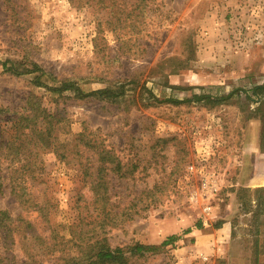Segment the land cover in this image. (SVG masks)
Wrapping results in <instances>:
<instances>
[{"label": "rangeland", "instance_id": "1", "mask_svg": "<svg viewBox=\"0 0 264 264\" xmlns=\"http://www.w3.org/2000/svg\"><path fill=\"white\" fill-rule=\"evenodd\" d=\"M115 2L121 32L77 0H0L4 116L52 115L35 204L0 180L31 224L13 264H264V0Z\"/></svg>", "mask_w": 264, "mask_h": 264}, {"label": "trees", "instance_id": "2", "mask_svg": "<svg viewBox=\"0 0 264 264\" xmlns=\"http://www.w3.org/2000/svg\"><path fill=\"white\" fill-rule=\"evenodd\" d=\"M70 2L74 0H69ZM85 5L95 7V12L100 13L103 16V24L113 25L110 31H115V27L118 26V31L124 30L123 23L126 22L127 17L130 15L125 14L124 8L116 5L115 0H77ZM135 3L131 7V12H134L140 8L142 0H134ZM8 3V2H7ZM112 14V15H111ZM137 15V14H136ZM135 15V17H136ZM111 18V19H110ZM113 20V22H111ZM3 68L6 67V63L0 64ZM7 69V68H5ZM36 70L41 71L39 68ZM19 72H16V74ZM38 83V82H37ZM121 90L114 92L113 96H119L122 94L123 86H120ZM72 89L71 84H65L59 88H55L56 91H67ZM76 90V89H75ZM77 92L79 90H76ZM82 96H89L93 94H106L113 93L111 89L105 88L103 90H97L83 94L78 92ZM198 100L202 99L201 96L196 97ZM27 107L20 114L15 117L7 116L4 114H11L5 108L0 107V163H7L9 171L5 175L0 174V180L3 185L8 188L9 192L17 199L21 200L26 205H30L33 202V198L26 192L27 187H31L32 184L39 182V178L42 175V159L38 158L37 154H33L31 150L39 149L43 146H48L49 136L38 127V118L43 117V121L47 123L48 127H52V123L48 120L52 115L46 113L44 108L39 107L37 101L32 102L34 109H31L28 105V99L26 101ZM84 143L87 146H92L90 140H85ZM105 151V150H104ZM106 168L100 167L98 169V176L105 174ZM104 180L99 179V185H102ZM1 187V186H0ZM35 204V203H34ZM39 211H43L44 221L47 220L46 210L42 207L38 208ZM31 229L29 222L23 221L19 218H13L6 210H0V264H13V239L14 234L19 235L21 231L28 232ZM187 230L186 232H189ZM176 236L171 235L169 238L161 243V245L171 244ZM155 246H142L136 245L134 250L136 252L152 251L155 250ZM100 256L104 260L115 261L117 256L108 250L99 252Z\"/></svg>", "mask_w": 264, "mask_h": 264}, {"label": "crops", "instance_id": "3", "mask_svg": "<svg viewBox=\"0 0 264 264\" xmlns=\"http://www.w3.org/2000/svg\"><path fill=\"white\" fill-rule=\"evenodd\" d=\"M210 42H212V41H210ZM213 42H219V41L217 40V41H213ZM193 235H194V233H193Z\"/></svg>", "mask_w": 264, "mask_h": 264}]
</instances>
